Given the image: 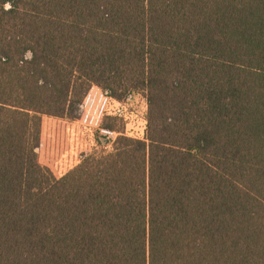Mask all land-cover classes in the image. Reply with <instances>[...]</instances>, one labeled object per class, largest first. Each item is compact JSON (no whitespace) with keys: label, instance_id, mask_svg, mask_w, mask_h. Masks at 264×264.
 Masks as SVG:
<instances>
[{"label":"trees","instance_id":"trees-1","mask_svg":"<svg viewBox=\"0 0 264 264\" xmlns=\"http://www.w3.org/2000/svg\"><path fill=\"white\" fill-rule=\"evenodd\" d=\"M93 87L145 137L58 178ZM0 264H264V0H0Z\"/></svg>","mask_w":264,"mask_h":264},{"label":"rangeland","instance_id":"rangeland-1","mask_svg":"<svg viewBox=\"0 0 264 264\" xmlns=\"http://www.w3.org/2000/svg\"><path fill=\"white\" fill-rule=\"evenodd\" d=\"M148 105L144 94H133L118 102L93 87L81 107L80 118L74 121L43 117V134L49 139L59 138L61 151H43L42 162L49 165L56 177L61 178L77 167L88 154H104L112 150L111 144H98V137L107 135L101 131L104 117L123 120L124 133L128 137L144 139L147 127ZM117 134L110 137L115 138Z\"/></svg>","mask_w":264,"mask_h":264}]
</instances>
